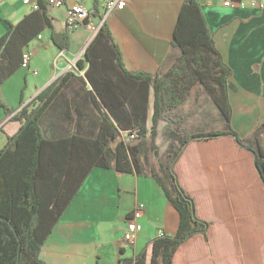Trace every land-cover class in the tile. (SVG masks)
I'll return each mask as SVG.
<instances>
[{
    "label": "crops",
    "instance_id": "obj_1",
    "mask_svg": "<svg viewBox=\"0 0 264 264\" xmlns=\"http://www.w3.org/2000/svg\"><path fill=\"white\" fill-rule=\"evenodd\" d=\"M109 0H97L102 15ZM186 0H127L105 20L107 29L128 72L149 76L166 74L180 58L172 46V30L177 13ZM213 35L214 47L231 70L227 82L231 105L229 128L248 146L255 128L264 123V8H225L221 0H193ZM62 9L48 8L53 30L64 32L65 10L81 3L93 10V0H64ZM30 14L29 8L14 0L0 4V38L10 25ZM89 23L98 26L95 17ZM70 46L60 52L45 29L22 47L29 54L28 67H21L0 87V97L8 113L0 108V150L20 124L11 118L67 72L65 85L48 104L40 129L48 140L69 138L90 144L97 136L104 116L102 103L83 77L87 67L84 51L94 38L87 27L68 31ZM36 59L41 63H36ZM83 61V69L76 66ZM136 88L127 95L123 116L150 121V101L145 106L136 97ZM201 85H194L185 101L167 111L158 123L156 143L164 162L185 139L227 132V122ZM33 105H36L34 103ZM138 107L141 109L138 110ZM109 117V116H108ZM175 171L180 186L193 197L197 217L211 224L209 245L201 239L184 254V264H264V193L254 166V156L222 135L215 139L189 140L179 155ZM142 214L135 219L138 205ZM177 212L172 209L156 183L144 176L118 174L94 167L77 195L49 234L41 257L46 264H135L157 234L177 231ZM140 230L133 245L123 241L129 220Z\"/></svg>",
    "mask_w": 264,
    "mask_h": 264
},
{
    "label": "trees",
    "instance_id": "obj_2",
    "mask_svg": "<svg viewBox=\"0 0 264 264\" xmlns=\"http://www.w3.org/2000/svg\"><path fill=\"white\" fill-rule=\"evenodd\" d=\"M32 1L38 4V9L10 25L9 33L0 38V87L21 69L22 47L43 30L50 31L51 43L57 50L69 49L68 31L55 32L47 17L51 7L43 0ZM93 4L88 19L91 16L102 21L104 11L99 14L97 0ZM202 14L193 0L181 5L171 44L181 51V56L161 76L128 72L107 25L102 23L83 57L88 67L83 77L107 113L90 144L75 138L54 142L46 139L40 129V119L48 104L72 77L71 72L39 94L34 101L36 105L22 107L11 118L20 128L0 150V264H46L41 257L43 245L94 167L153 180L168 205L177 212V231L155 238L150 244L149 258L144 250L135 264H184L183 256L196 240L209 245L211 232V224L197 217L194 199L180 186L175 171L189 140L233 135L238 145L253 153L264 193V123L255 128L252 146L245 145L230 130L227 82L231 70L216 51ZM84 62L77 61V68L82 70ZM195 84L207 91L226 120L228 130L185 139L165 156L163 163L156 143L158 123L167 111L185 101ZM136 88L140 103L145 106L151 103L149 124L145 122V109L133 121L127 120L121 111L127 102L132 104L127 95ZM2 102L0 97V108L8 113ZM130 135H135L134 140H129Z\"/></svg>",
    "mask_w": 264,
    "mask_h": 264
},
{
    "label": "built area",
    "instance_id": "obj_3",
    "mask_svg": "<svg viewBox=\"0 0 264 264\" xmlns=\"http://www.w3.org/2000/svg\"><path fill=\"white\" fill-rule=\"evenodd\" d=\"M3 0H0V4ZM20 2L22 5L29 8L30 11H34L38 9V4L33 2L32 0H14ZM47 2L48 6L51 8H58L62 9L65 6L64 0H43ZM127 3V0H109L106 3L105 11L103 13L102 21L98 26L94 25L93 23L88 22L89 17V9L81 3L72 4L65 10V28L67 31H75L81 26L87 27L88 31L94 37L99 27H101L102 23L105 22L107 17L111 15L116 10H123ZM221 4L225 8H231L233 6H247L252 9L256 8H264V0H221ZM29 63V54L23 53L22 56V67L27 68ZM135 135H130L129 140H134ZM143 210V205L139 204L136 213L134 214V218L137 219ZM129 220L126 224V229L123 233V241L126 244L133 245L140 230L139 226L137 225L136 221ZM158 237H162L163 234L161 231L157 234Z\"/></svg>",
    "mask_w": 264,
    "mask_h": 264
},
{
    "label": "rangeland",
    "instance_id": "obj_4",
    "mask_svg": "<svg viewBox=\"0 0 264 264\" xmlns=\"http://www.w3.org/2000/svg\"><path fill=\"white\" fill-rule=\"evenodd\" d=\"M36 63H41V64H43V63L41 62V60H39V59H36Z\"/></svg>",
    "mask_w": 264,
    "mask_h": 264
},
{
    "label": "water",
    "instance_id": "obj_5",
    "mask_svg": "<svg viewBox=\"0 0 264 264\" xmlns=\"http://www.w3.org/2000/svg\"><path fill=\"white\" fill-rule=\"evenodd\" d=\"M254 166H255V168H256V172H257V167H256V164H255V161H254ZM258 174V173H257Z\"/></svg>",
    "mask_w": 264,
    "mask_h": 264
}]
</instances>
